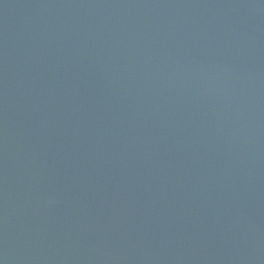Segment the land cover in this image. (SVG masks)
Returning a JSON list of instances; mask_svg holds the SVG:
<instances>
[{
	"label": "water",
	"instance_id": "1",
	"mask_svg": "<svg viewBox=\"0 0 264 264\" xmlns=\"http://www.w3.org/2000/svg\"><path fill=\"white\" fill-rule=\"evenodd\" d=\"M0 264H264V0H0Z\"/></svg>",
	"mask_w": 264,
	"mask_h": 264
}]
</instances>
